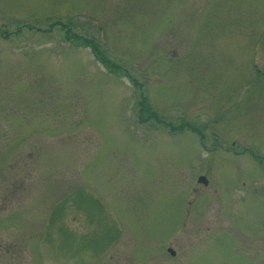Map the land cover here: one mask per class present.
<instances>
[{
  "label": "rangeland",
  "instance_id": "1",
  "mask_svg": "<svg viewBox=\"0 0 264 264\" xmlns=\"http://www.w3.org/2000/svg\"><path fill=\"white\" fill-rule=\"evenodd\" d=\"M0 264H264V0H0Z\"/></svg>",
  "mask_w": 264,
  "mask_h": 264
},
{
  "label": "trees",
  "instance_id": "2",
  "mask_svg": "<svg viewBox=\"0 0 264 264\" xmlns=\"http://www.w3.org/2000/svg\"><path fill=\"white\" fill-rule=\"evenodd\" d=\"M80 43H82L84 46L91 47L92 52L94 53V56L96 60H99L103 65L110 66L111 68H114L115 70L117 69V65L111 61V58L108 56H105L102 52H104L102 49H100L99 45L96 44L94 39H88L84 38L80 35L76 36ZM140 107H139V119L140 121H146L149 120L150 118H155L157 121L159 120V114L151 107L149 102L147 100L143 101L141 100L140 102ZM158 114V115H157ZM184 125H187V122H184ZM181 126V127H179ZM179 128H183V124L179 125ZM191 128L192 126L189 125ZM192 130L197 131V128L192 127Z\"/></svg>",
  "mask_w": 264,
  "mask_h": 264
},
{
  "label": "flooded vegetation",
  "instance_id": "3",
  "mask_svg": "<svg viewBox=\"0 0 264 264\" xmlns=\"http://www.w3.org/2000/svg\"><path fill=\"white\" fill-rule=\"evenodd\" d=\"M3 121L5 122V119L3 118Z\"/></svg>",
  "mask_w": 264,
  "mask_h": 264
},
{
  "label": "water",
  "instance_id": "4",
  "mask_svg": "<svg viewBox=\"0 0 264 264\" xmlns=\"http://www.w3.org/2000/svg\"><path fill=\"white\" fill-rule=\"evenodd\" d=\"M171 251V250H170ZM171 253L173 254V252L171 251Z\"/></svg>",
  "mask_w": 264,
  "mask_h": 264
}]
</instances>
